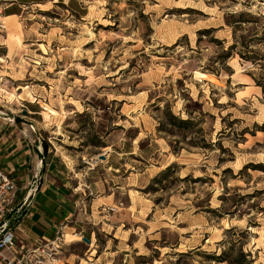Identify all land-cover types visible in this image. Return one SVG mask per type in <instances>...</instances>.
Masks as SVG:
<instances>
[{
  "label": "rangeland",
  "instance_id": "obj_1",
  "mask_svg": "<svg viewBox=\"0 0 264 264\" xmlns=\"http://www.w3.org/2000/svg\"><path fill=\"white\" fill-rule=\"evenodd\" d=\"M22 1L19 34L0 27L19 47L0 85L24 102L3 114L64 153L146 171L130 196L147 208L126 222L136 249L115 264H264V90L251 78L264 67L239 56L264 55V0ZM238 13L253 19L234 32ZM64 233L60 252L77 240Z\"/></svg>",
  "mask_w": 264,
  "mask_h": 264
},
{
  "label": "crops",
  "instance_id": "obj_2",
  "mask_svg": "<svg viewBox=\"0 0 264 264\" xmlns=\"http://www.w3.org/2000/svg\"><path fill=\"white\" fill-rule=\"evenodd\" d=\"M0 2V9L4 11L0 27L15 29L19 34V11L22 5L32 1ZM7 41L6 38L0 42V71L6 67L1 63L12 62L16 55L14 52L19 49L16 43L9 46ZM19 89L24 90L17 86L16 90ZM0 91L3 92V95L0 94V169L16 181L18 203L24 200L25 194L31 189L29 206L25 207L15 229L17 245L28 248L44 240H53L58 230L62 229L63 232L75 233L77 240L69 243L70 249L60 252L61 256L54 264H82L81 261L85 264H115L116 255H125L130 249L135 250L136 247L130 244L129 239L134 231L128 228L126 222L135 223L134 217L140 220L141 213L147 208V200H134L137 197H131L130 192L135 191V188L141 189L136 183L138 180L141 184L145 182L146 171L140 172L137 174L139 178L133 179L135 175L127 170L119 174L121 165L104 167L111 157L108 151L103 163H91L92 158L89 159V155L82 149L79 152L64 153L51 147L44 143L33 123L3 114L1 108H7L15 100L18 104L24 100L18 96L16 99L12 95L8 97L9 94L2 90L1 85ZM54 112L49 111V114L54 115ZM9 118H14L15 122L9 123ZM24 123L28 125L27 128L32 126L34 131L26 134L27 130L20 127ZM120 194L125 195L128 200L126 204L121 202ZM108 208L114 211L109 212ZM99 236L108 240L101 244ZM83 239L88 240L89 244L83 242ZM110 241H116L117 246ZM78 246L84 247L82 253L75 251Z\"/></svg>",
  "mask_w": 264,
  "mask_h": 264
},
{
  "label": "built area",
  "instance_id": "obj_3",
  "mask_svg": "<svg viewBox=\"0 0 264 264\" xmlns=\"http://www.w3.org/2000/svg\"><path fill=\"white\" fill-rule=\"evenodd\" d=\"M8 122L13 124L14 118H9ZM29 129L34 131L32 126ZM17 191L16 181L0 169V264H54L65 241L62 229L58 230L53 240H44L43 243L28 248L17 245L15 229L25 207L29 206L31 189L27 191L21 203L17 201ZM107 210L114 211L113 208Z\"/></svg>",
  "mask_w": 264,
  "mask_h": 264
},
{
  "label": "trees",
  "instance_id": "obj_4",
  "mask_svg": "<svg viewBox=\"0 0 264 264\" xmlns=\"http://www.w3.org/2000/svg\"><path fill=\"white\" fill-rule=\"evenodd\" d=\"M228 18L232 21H228L226 19V23L228 26H230L232 28V30L234 32L236 31H240L243 26H248L249 24L252 23V19L253 17L248 14V13H238V14H231L228 16ZM263 29V37L262 38H259L256 40V43L260 44L261 46H263L264 48V27H262ZM254 43V44H256ZM244 45H246V43H242ZM233 47L234 46H231L229 48V51L231 52L233 50ZM245 48H248V46H245ZM229 52V53H230ZM241 59L245 60V61H249V62H253L254 64H259V62H262V66L261 67H264V55H255V53H252V55L250 56H254V57H243L242 55H239ZM255 57H258V58H255ZM252 80L255 82L256 86L260 87L262 90H264V81H258L257 79H254L252 76H251ZM171 124H174L173 122H176V124H179V125H186L188 124V121H180V120H177L175 117H171ZM45 146V144H44ZM214 261H216L217 263H223V262H226L225 259H222L220 257H214ZM234 264H246L245 262L243 261H239V262H236Z\"/></svg>",
  "mask_w": 264,
  "mask_h": 264
},
{
  "label": "water",
  "instance_id": "obj_5",
  "mask_svg": "<svg viewBox=\"0 0 264 264\" xmlns=\"http://www.w3.org/2000/svg\"><path fill=\"white\" fill-rule=\"evenodd\" d=\"M23 115H26V112H23ZM100 160H104V156L102 155V156H99L98 157ZM83 242H85L86 244H89V241L88 240H86V239H83Z\"/></svg>",
  "mask_w": 264,
  "mask_h": 264
},
{
  "label": "bare ground",
  "instance_id": "obj_6",
  "mask_svg": "<svg viewBox=\"0 0 264 264\" xmlns=\"http://www.w3.org/2000/svg\"><path fill=\"white\" fill-rule=\"evenodd\" d=\"M51 113V112H50ZM52 114V113H51Z\"/></svg>",
  "mask_w": 264,
  "mask_h": 264
}]
</instances>
